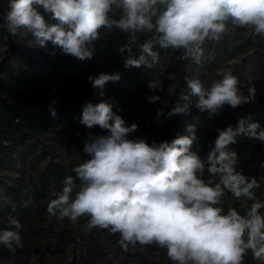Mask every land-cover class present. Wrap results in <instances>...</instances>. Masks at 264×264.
I'll list each match as a JSON object with an SVG mask.
<instances>
[{"label": "clouds", "instance_id": "9594fccd", "mask_svg": "<svg viewBox=\"0 0 264 264\" xmlns=\"http://www.w3.org/2000/svg\"><path fill=\"white\" fill-rule=\"evenodd\" d=\"M41 7L57 23H47ZM114 9L121 12L118 20L110 18ZM4 18L10 34L23 30L31 35L29 46L46 47L51 42L62 55L82 61L92 59L89 45L100 38L102 28L130 32L119 48L121 54L129 53L125 68L151 69L159 63V53L154 50L157 44L182 50L177 59L199 62L203 44L218 41L229 23L264 36V0H8ZM140 32L155 35L140 42ZM217 76L220 78L207 87L199 79L185 77L201 112H208L211 118L225 105L235 109L254 101L256 89L250 78L246 95L230 69H218ZM119 79V73L105 72L88 77L100 96L108 82ZM148 87L158 89L152 81ZM188 98L182 96L185 101ZM146 99L155 103L160 97ZM188 108V103L177 102L167 115L186 113ZM157 115H163L162 110ZM246 119L250 117H241L235 128L228 125L218 130L214 147L202 159L191 150L197 139L195 125H187L188 134L171 142L150 144L144 138H129L138 125L126 126L113 112L112 103L86 104L80 123L88 129L98 126L109 134L90 135L84 141L83 152L90 158L73 168L74 177L64 178L62 190L47 206L49 218L76 223L88 217L87 230L118 233V243L125 251L129 246L155 243L166 249L174 264H243L249 252L264 264V200L254 191L259 187L256 179L236 171L238 154L229 148L240 135L264 142V127L258 122L246 123ZM206 165L208 180L204 179ZM226 191L237 200L252 201L250 207L243 214L232 207L225 213L220 205ZM8 225L0 231V244L13 252L23 249L21 222L9 217Z\"/></svg>", "mask_w": 264, "mask_h": 264}, {"label": "rangeland", "instance_id": "374dc122", "mask_svg": "<svg viewBox=\"0 0 264 264\" xmlns=\"http://www.w3.org/2000/svg\"><path fill=\"white\" fill-rule=\"evenodd\" d=\"M7 11L8 0H0V100L25 106L35 94L48 96L64 92V97H73L93 88L89 76L102 72L121 76L129 69L124 67L129 53L121 54L119 48L128 41L130 32L116 27L111 30L102 28L100 38L89 45L93 50L92 59L82 61L62 55L51 42L46 47L29 46L32 37L23 30L16 35L10 34L4 18ZM39 11L47 23H57L42 7ZM109 15L118 20L121 12L114 9ZM137 35L143 42L155 33L140 32ZM202 47L203 55L199 62H195L191 58L177 59L182 50L177 52L157 44L154 50L159 53V63L151 69L144 66L130 68L135 73V81L129 86L131 92L127 102L117 110L126 126L138 125L129 138H144L150 144L153 141L157 144L165 140L171 142L173 137L187 135L186 127L192 124L196 127L197 139L191 150L205 159L214 147L218 130L228 125L235 128L241 117H250L246 123L258 122L264 127V36L255 35L250 28L229 23L218 41H206ZM12 49L19 53L12 52ZM132 51L139 56L138 49L134 47ZM218 69H230L246 95L250 78L256 93L251 103L235 109L225 105L218 115L210 118L208 112L195 107L197 98L191 95L185 77L199 79L207 87L220 78ZM140 77L145 81L140 82ZM151 81L158 85V89H149ZM153 95L159 96L160 100L149 103L146 98ZM184 95L189 97L187 101L182 99ZM177 102L181 105L188 103V111L169 117L167 114ZM161 110L164 114L158 117ZM153 115L157 120L149 122ZM108 134L98 126L88 129L80 121L63 122L48 129L34 149L15 151L0 159V231L9 228V217L18 218L23 242V249L11 251L8 258H0V264H174L167 257L166 249L155 243L129 246L125 251L116 243L119 234L115 237L108 230H87L88 217H81L76 223L67 218H49L47 206L62 190L64 178L74 177L73 168L90 158L83 152L84 141L90 135ZM229 148L238 154L235 167L243 168L248 176L253 175L259 185L255 193L264 200V142L240 135ZM209 178L206 165L204 179ZM76 183L79 185V181ZM6 186L15 187L20 196L28 198L23 204V207L30 206L27 212H14L13 203L6 196ZM33 199L35 202L32 203ZM222 201L220 206L225 213L232 207L243 214L252 203L243 197L237 200L232 194L223 196ZM243 264L260 262L249 252Z\"/></svg>", "mask_w": 264, "mask_h": 264}, {"label": "trees", "instance_id": "16d2710c", "mask_svg": "<svg viewBox=\"0 0 264 264\" xmlns=\"http://www.w3.org/2000/svg\"><path fill=\"white\" fill-rule=\"evenodd\" d=\"M12 52L19 53L17 49H12ZM139 80L143 82L145 78L140 77ZM134 81L135 73L129 68L122 73L119 81L108 82L105 85L103 96L99 95V89L92 88L73 97H64V92L48 96L35 94L25 106L0 100V159L9 157L15 151L23 152L34 149L39 138L55 124L63 122L72 124L80 121L83 108L88 103L97 104L101 100H106L113 104V112L118 115L117 110L127 102L131 92L129 86ZM53 101L55 103H52ZM52 111L56 112L55 117ZM155 118L153 115L149 122L157 120ZM236 171L247 177H253V175L248 176L243 168L236 167ZM5 188L6 196L13 203L14 212L18 214L27 212L30 206L23 207V204L28 202V198L20 196L15 187L6 186ZM230 194L226 191L224 196ZM240 212L242 214V211ZM117 234L114 236L116 237ZM118 240L116 238V243ZM10 253L7 247L0 246V258H8Z\"/></svg>", "mask_w": 264, "mask_h": 264}]
</instances>
